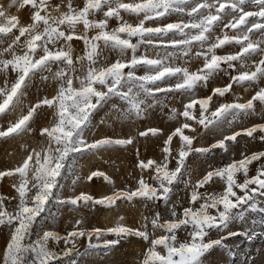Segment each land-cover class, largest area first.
Instances as JSON below:
<instances>
[{
  "label": "snow or ice",
  "instance_id": "6c2138e0",
  "mask_svg": "<svg viewBox=\"0 0 264 264\" xmlns=\"http://www.w3.org/2000/svg\"><path fill=\"white\" fill-rule=\"evenodd\" d=\"M12 8L27 10L28 22L9 14ZM126 16L135 17L136 22H130ZM172 17L176 20L166 22ZM0 18L3 21L0 42L6 44L0 57H10L0 58V72L14 74L0 87V115L22 106V97L33 77L51 72L53 65L57 68L51 75L57 82L55 94L31 105L26 114L0 130V138L21 135L30 130V122L38 111L45 106L52 110L53 122L39 130L43 142L16 168L0 171V179H16L12 185L16 193L12 197L16 200L13 211L7 210V198L0 196V225L11 230L0 264H54L70 256L80 238L91 241L93 237L99 239L109 234L116 238L105 239L104 248L130 237L146 242L148 247L140 264H206L211 250L224 247L228 237L237 235L229 231L233 222L243 220L246 213L264 212V150L242 152L241 159L210 168L194 184L190 178L185 179L189 175L186 160L193 153L213 149L226 153L229 142L238 143L241 135L264 143V123L225 135L208 148L194 147L195 137L185 134V130L196 132L190 121L208 129L228 117L256 115L257 102L264 106V87H259L244 103L219 102L214 110L210 107L214 98L225 97L233 85L254 86L264 80V0H81L80 4L74 0H8L0 3ZM113 19L116 27H110ZM73 41H82L83 54H74ZM142 46L144 52L140 51ZM225 46L238 50L217 54ZM148 49L157 50L154 58L147 55ZM159 49L164 51L161 53ZM106 51L115 54L116 59L109 61ZM193 59L203 61L196 71L186 67ZM249 60L251 70H247ZM141 68L144 74L138 75ZM219 73L229 77L226 85L213 88L208 96L189 99L182 111L171 110L170 118L182 117L183 122L165 139L163 160H137L136 167L150 171L153 183L141 177L134 189L116 190L100 198L82 192L60 201L73 209L96 205L118 208V202L134 199L143 202L146 208L156 202L168 205L174 188L183 183L192 189L188 207L178 214L173 205L169 219H163L158 211L151 217L145 216L143 230L123 224L89 230L83 227V219H78L66 235L44 231L31 239L34 225L59 185L58 177L76 156L133 142L132 138L109 137L89 142L85 132L99 108L117 97L127 104L122 116L142 119L148 109L160 103L159 94L194 97L199 86L206 87ZM171 80L176 82L161 86ZM197 110L198 118L193 115ZM158 132L151 128L139 136H155ZM174 137L179 138L180 147L173 157L170 145ZM171 159H175L174 168H169ZM254 162L255 175L250 176L249 166ZM237 174L242 175V182ZM95 177L111 183L98 170L86 179L92 181ZM216 183L222 185V191L208 192L206 186ZM157 231L162 234L155 235ZM178 231L186 232L188 238L177 243ZM212 232L220 235L212 239ZM50 241L55 244L63 241L64 250L53 251ZM89 247L101 245L89 243Z\"/></svg>",
  "mask_w": 264,
  "mask_h": 264
},
{
  "label": "rangeland",
  "instance_id": "374dc122",
  "mask_svg": "<svg viewBox=\"0 0 264 264\" xmlns=\"http://www.w3.org/2000/svg\"><path fill=\"white\" fill-rule=\"evenodd\" d=\"M8 0H0V3H7ZM59 2V0H55ZM75 4H80L81 0H74ZM9 14L19 15L22 22H28L27 10L17 11L12 8ZM130 22L135 23V17H125ZM176 17L170 18L166 22H173ZM0 22L2 18H0ZM117 22L113 19L110 21V27H116ZM154 26V25H149ZM82 29V25L78 26V30ZM217 29V33H219ZM255 39V37H253ZM135 42V38H133ZM74 54H83L82 41H73ZM6 47V44L0 42V50ZM237 48L225 46L222 50H217V54H231L237 51ZM144 52L142 46L140 49ZM156 49H148L147 55L154 58ZM162 53L164 50L159 49ZM195 51V49H194ZM108 55L109 61L116 59L115 54L105 52ZM0 58H10L7 55ZM179 64L180 61H177ZM202 59H193L186 67L190 71H196L202 66ZM248 69H252V61H247ZM57 70L56 66H52L51 72L37 74L29 82L25 94L22 97V106L7 114L0 115V130L8 127L9 123L14 122L20 115L26 114L28 107L36 104L44 98H51L55 94L56 81L51 79L53 72ZM138 75L144 74V69L137 71ZM235 74V73H233ZM42 76L49 77L47 80L42 79ZM14 78V74L0 72V87H3L6 80ZM176 81H167L166 84H174ZM229 82V77L224 73H219L207 86H199L195 90L194 97L192 95H178L176 93L158 95L160 101L155 107L146 111L144 117L129 119L121 115L122 110L127 108V104L117 97H113L103 107L99 108L93 115L91 124L86 130L85 135L89 142L102 139L105 137L113 139H128L132 138L133 142L127 146H113L107 150L97 152H85L75 157L68 167L62 170V174L58 177L59 185L55 188L54 196L50 199L46 206V210L38 218L34 225L32 240H35L44 231H55L61 235H66L67 232L73 229L76 220L83 219V227L86 229L100 228L107 229L115 227L118 224H123L131 228H139L143 230L145 223L144 217H151L155 212H160L163 219L171 218L170 209L175 206V210L180 214L183 208L189 206V193L192 190L186 188L183 183L174 188L173 194L170 197L168 205L163 202L151 203L147 208L143 202L134 199L132 202H118V208H107L100 205L88 208L73 209L68 205L62 204L60 201L67 199L73 195L87 193L94 198H100L111 194L116 190L134 189L137 186V181L143 177L147 182L153 183L150 179L151 172L148 170L142 171L136 167L137 160L153 159L157 162L163 160L162 148L167 136L178 127L183 118H170L172 109L177 111L183 110V105L191 98H202L211 94L215 87H222ZM259 87H264V80L254 86L242 87L233 85L230 93L225 97L214 98V103L210 107L214 110L219 102H240L244 103L254 95ZM150 102V101H149ZM198 105L196 108L198 109ZM256 115L240 116L235 119L228 117L218 126L204 129L202 126L195 123V120L190 121L196 132L185 130V134L194 136L193 146L196 148H208L211 144L222 139L225 135H231L234 132L240 131L243 128L251 127L253 124L264 123V106L256 103ZM194 117L198 118L199 112H193ZM52 110L46 106L38 111L30 122V130L17 136L0 138V171L14 169L22 163V160L31 150L43 142V138L39 135V130L42 127L50 126L53 122ZM231 121V123H229ZM155 128L159 132L153 136L151 134L141 137L140 132L147 129ZM257 136L259 133L256 134ZM238 143L229 142V150L225 153L221 149H213L206 153H193L187 160L186 165L189 175L185 179H191L194 184L207 170L215 167H222L232 160L241 159V153L251 154L253 152L264 150V143L258 139L252 140L241 135L237 138ZM180 147L179 138L174 137L170 145L173 157L176 155ZM139 153V155H137ZM175 167V159H171L169 168ZM250 167L249 175H255L254 162ZM101 171L107 175L111 183L104 180L103 177H95L92 181L86 178L92 171ZM237 178L242 182V175L237 174ZM16 182L14 177H5L0 179V196L7 198L5 203L8 211L14 210L16 200L12 199L16 195L12 185ZM210 193H219L222 191L220 183L206 186ZM204 191V189H201ZM264 206V205H262ZM211 211V210H210ZM123 217V220L120 218ZM148 230L151 233V225L149 223ZM10 228L7 225H0V258L5 250L10 239ZM229 231L237 233V235L228 237L224 241V247H218L210 251L206 257V264H264V212L256 211L245 214L243 220L233 222ZM157 231L155 235H160ZM212 239L218 238L219 233L212 232ZM116 237L109 234L97 239L93 237L91 241L88 238L82 237L76 244V249L68 257H62L54 264H140L143 259V253L148 247L147 243L135 238L121 240L119 244L104 248L103 241L105 239H115ZM188 238L187 233L178 231V241L183 242ZM89 243L100 244L101 247L92 249ZM49 247L61 253L65 245L63 241L59 244L49 242ZM70 247V245H69ZM163 253V249H157Z\"/></svg>",
  "mask_w": 264,
  "mask_h": 264
}]
</instances>
